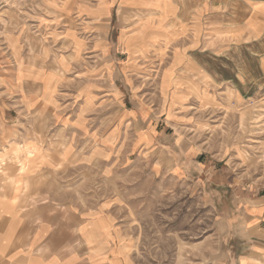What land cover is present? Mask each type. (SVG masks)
<instances>
[{"label": "crops", "instance_id": "crops-1", "mask_svg": "<svg viewBox=\"0 0 264 264\" xmlns=\"http://www.w3.org/2000/svg\"><path fill=\"white\" fill-rule=\"evenodd\" d=\"M24 2L0 26L8 53L0 56V87L25 103L20 120L0 122V151L18 148L21 163L0 182V264H131L129 246L113 255L97 240L130 237L115 233L118 220L142 219L122 196L125 165L135 153L156 161L152 150L163 144L154 127L193 123L192 108L223 103L219 91L235 104L256 97L264 80V0ZM40 31V57L30 59L26 35ZM129 91L149 98L150 115ZM37 122L68 133L61 148L20 132ZM229 211L222 212L217 264H264V204ZM77 237H86V250L77 249Z\"/></svg>", "mask_w": 264, "mask_h": 264}, {"label": "rangeland", "instance_id": "rangeland-1", "mask_svg": "<svg viewBox=\"0 0 264 264\" xmlns=\"http://www.w3.org/2000/svg\"><path fill=\"white\" fill-rule=\"evenodd\" d=\"M1 1L0 26L8 27L15 20L14 12H23L25 6L21 4L25 2ZM42 33L26 35L32 48L30 59L40 57L41 41L46 37ZM0 56L8 57L2 40ZM219 92L223 103L217 109L192 108L189 113L193 123L183 120L169 130L166 124L154 127L153 134L161 136L163 144L152 150L158 157L156 161L152 158L138 160L137 153L131 156L124 167L129 171L125 172L128 177L121 181L128 190L122 196L132 212L140 211L142 219L130 225L121 224L120 217L126 221L127 211L118 207L115 215L120 220L115 233L121 236L128 232L130 237H110L109 240L98 237L102 249L108 247L111 254L116 255L124 245L129 246L125 260L131 264H217L220 249L225 248L220 236L226 228L221 220L222 212H230L229 208L234 205L244 208L264 204V80L258 81L256 97L236 104L232 96L224 98L223 91ZM133 95L129 91L128 99L138 101L134 103L136 106L144 105L143 113L150 115L149 98ZM165 98V103L170 102ZM23 100L0 87V122L7 125L20 120L15 118L23 111ZM186 116L190 115L181 117L187 119ZM33 125L34 129L20 132L49 140L50 149L61 148L59 143L69 137L57 125L45 126L38 122ZM138 132L133 130L131 139ZM165 139L178 145L166 146ZM8 148L0 151V182L3 184L21 164L17 160L20 150ZM115 158L114 167L121 170L120 155ZM230 217L231 220L238 218L229 214ZM84 238L77 237V249L86 250ZM243 246L242 243L239 247Z\"/></svg>", "mask_w": 264, "mask_h": 264}, {"label": "built area", "instance_id": "built-area-1", "mask_svg": "<svg viewBox=\"0 0 264 264\" xmlns=\"http://www.w3.org/2000/svg\"><path fill=\"white\" fill-rule=\"evenodd\" d=\"M2 1L0 0V9H1Z\"/></svg>", "mask_w": 264, "mask_h": 264}]
</instances>
